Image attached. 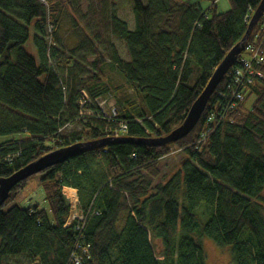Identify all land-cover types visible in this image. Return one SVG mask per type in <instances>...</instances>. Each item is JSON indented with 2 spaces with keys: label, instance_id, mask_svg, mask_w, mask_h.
<instances>
[{
  "label": "trees",
  "instance_id": "16d2710c",
  "mask_svg": "<svg viewBox=\"0 0 264 264\" xmlns=\"http://www.w3.org/2000/svg\"><path fill=\"white\" fill-rule=\"evenodd\" d=\"M204 1L96 0L107 5L104 30L123 42L129 60L117 51L109 63L96 59L94 75L78 88L69 83L78 75L74 58L61 60L64 72L50 65L54 17L70 0H0V137H8L0 144V178L69 145L155 139L180 126L261 2L228 0L229 10L217 13L214 1L205 9ZM125 9L133 29L118 17ZM263 22L264 15L247 43ZM30 26L37 57L24 50ZM243 54L185 138L164 146L112 142L16 186L0 207V264L16 257L32 264H206L203 238L227 249L232 264H264V62L253 63L244 97L236 100L233 71ZM110 71L122 82L111 83ZM110 94L118 96L115 105ZM110 108L116 118L107 120ZM74 123L80 132L58 139ZM174 152L183 156L179 170L153 186L160 161ZM39 175L48 213L8 208ZM66 187L76 190L75 212L83 217L67 226Z\"/></svg>",
  "mask_w": 264,
  "mask_h": 264
},
{
  "label": "rangeland",
  "instance_id": "374dc122",
  "mask_svg": "<svg viewBox=\"0 0 264 264\" xmlns=\"http://www.w3.org/2000/svg\"><path fill=\"white\" fill-rule=\"evenodd\" d=\"M199 1V0H192ZM214 1L215 11L224 13L229 10L230 5L228 0H207L201 3L202 7L209 8ZM107 6V5H106ZM105 9L101 5H97L96 0H70V3L63 8L58 16H55L56 26H54L52 44L57 48L55 55L50 57V65L59 72H64V64L60 66L61 60L68 57L74 58L77 66V74L74 82L76 87H80L88 78H92L95 70L92 64L96 59L109 63L112 58V52L117 51L120 58L128 62L129 58L123 42L115 37H112L108 30H104L102 23L108 16L107 7ZM99 9V10H98ZM98 10V11H97ZM103 10H106L105 12ZM118 17L126 22L130 29L134 28V16L129 9L118 12ZM30 38L24 45V50L33 57H37L36 50L33 45V26L29 27ZM43 38L45 36L43 35ZM68 56V57H67ZM1 60V59H0ZM108 78L111 83L119 84L122 79L114 72H108ZM74 86V85H73ZM129 100H136V96L132 91H126ZM117 97L114 94L107 95V100L110 104L115 105ZM253 102L250 97L245 103L246 108H249ZM81 126L71 124L64 128L57 136L58 139L76 135L80 132ZM8 137H0V144ZM183 156L180 152H174L169 157L160 161L158 169L159 176L152 179V185L165 184L171 176H173L180 168ZM42 175L32 179L26 185L14 203L8 208L16 204L20 208H37L48 213V206L44 200V192L40 185ZM63 194L69 202H75L76 196H73L74 191L71 188H63ZM202 246L206 256V264H232L230 255L227 249L219 248L210 239L203 238ZM160 260H163L161 245L159 241L154 240ZM10 264H32L24 257H16L10 259ZM163 264V261H162Z\"/></svg>",
  "mask_w": 264,
  "mask_h": 264
},
{
  "label": "water",
  "instance_id": "95a60500",
  "mask_svg": "<svg viewBox=\"0 0 264 264\" xmlns=\"http://www.w3.org/2000/svg\"><path fill=\"white\" fill-rule=\"evenodd\" d=\"M264 15V0H261L258 7L252 14L246 32L243 38L232 47V49L226 54L220 64L212 73L208 83L199 94L197 99L193 102L189 108L183 122L172 130L168 135L155 138V139H134V138H119V139H101L90 142H80L67 147L59 148L51 151L37 160L31 162L20 170L14 172L12 175L6 178H0V207L8 199L9 193L18 186L21 182L28 178L37 175L48 168L55 165L62 164L72 158L81 156L87 152H91L100 148L107 147L112 142L130 143L134 145H152V146H164L172 143H176L179 140L185 138L192 132L195 126L198 124L201 115L203 114L209 99L214 94L217 86L221 83L222 79L226 76L230 68L234 65L237 56L241 53V50L250 38L254 28L258 24L259 20Z\"/></svg>",
  "mask_w": 264,
  "mask_h": 264
},
{
  "label": "built area",
  "instance_id": "2783aa9c",
  "mask_svg": "<svg viewBox=\"0 0 264 264\" xmlns=\"http://www.w3.org/2000/svg\"><path fill=\"white\" fill-rule=\"evenodd\" d=\"M264 41V22L262 24V29L260 31V34L256 35L254 37V40L251 43H246L245 46L243 47V52L244 54L241 55L242 58L239 59L240 68L234 69L233 71V84L235 86L234 91L232 92V98L241 101L244 97V89L246 88V84L250 83V76H252L253 74V63L254 64H259V63H263L264 62V57L261 55V45ZM257 75H259L258 73H256ZM86 102H82L81 105L83 106ZM98 106L101 108V111H103V107H104V102H101L98 104ZM92 112L88 111V110H82L80 112V115H91ZM107 120H111V119H115L116 118V112L113 108H110L108 115H105ZM213 121V117L210 116L207 119V122H212ZM125 129L124 125L120 126V131L123 132ZM115 137H117V135H114ZM64 191V189H63ZM74 191L73 196H76V200L75 202H69V206L71 208V218L68 220L67 224L65 226H67L72 220L74 219H78L79 221L83 220V217L79 214H77V212H75L76 209V205H77V192L76 190H72ZM84 255L87 253V249H84ZM77 263L79 262L78 258L74 259Z\"/></svg>",
  "mask_w": 264,
  "mask_h": 264
},
{
  "label": "crops",
  "instance_id": "0c3cea01",
  "mask_svg": "<svg viewBox=\"0 0 264 264\" xmlns=\"http://www.w3.org/2000/svg\"><path fill=\"white\" fill-rule=\"evenodd\" d=\"M186 1L192 2V0H186ZM25 189H26V188H25Z\"/></svg>",
  "mask_w": 264,
  "mask_h": 264
}]
</instances>
